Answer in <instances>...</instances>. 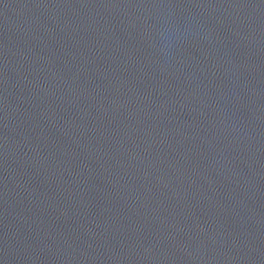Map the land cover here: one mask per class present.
Returning a JSON list of instances; mask_svg holds the SVG:
<instances>
[{
	"label": "water",
	"instance_id": "95a60500",
	"mask_svg": "<svg viewBox=\"0 0 264 264\" xmlns=\"http://www.w3.org/2000/svg\"><path fill=\"white\" fill-rule=\"evenodd\" d=\"M0 264H264V0H0Z\"/></svg>",
	"mask_w": 264,
	"mask_h": 264
}]
</instances>
